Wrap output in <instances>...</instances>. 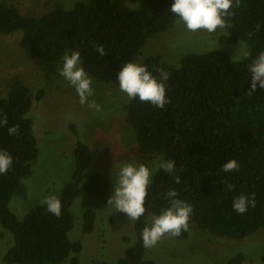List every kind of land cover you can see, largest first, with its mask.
Returning <instances> with one entry per match:
<instances>
[{"label":"trees","instance_id":"trees-1","mask_svg":"<svg viewBox=\"0 0 264 264\" xmlns=\"http://www.w3.org/2000/svg\"><path fill=\"white\" fill-rule=\"evenodd\" d=\"M0 34L21 32L18 46L27 55L49 62H63L73 51L81 57L103 48L102 63L119 70L133 62L147 40L167 31L179 19L171 12L174 0H86L69 9L55 7L40 17L21 15L15 0H1ZM221 44L243 42L250 55L234 61L222 51L187 53L178 67L169 65L160 55L145 58L141 64L155 76L156 69L169 72L166 82L170 103L163 109L125 101L121 110L142 156L159 155L176 162L175 180L163 170L153 177L145 207L159 215L170 206L166 193L171 189L178 198L193 206L189 225L200 231L233 240H242L264 227V89L251 93L248 65L264 51V0H242L231 18ZM229 34V35H228ZM43 98V90L32 97L19 81L10 85L7 97L0 96V150L9 152L13 165L0 175V225L12 236V245L1 264H79L82 250L71 241L73 228L70 207L80 199L83 234L94 230L96 213L106 208L114 183L100 173L85 177L92 162L87 145L74 148L71 180L61 190L62 214L56 217L41 204L21 218L9 210V201L19 182L30 175L31 163L38 155L34 124L27 117L33 99ZM18 125L17 135H8V127ZM77 136V132H74ZM235 159L237 172H223L222 165ZM227 185H232L229 191ZM255 194L256 207L244 214L232 207L235 197ZM144 216V215H143ZM143 216L134 222V244L128 246L115 264H156L145 260L141 233L148 225ZM177 239H187L182 232ZM128 242V239H124ZM236 253L225 264H242Z\"/></svg>","mask_w":264,"mask_h":264},{"label":"rangeland","instance_id":"rangeland-1","mask_svg":"<svg viewBox=\"0 0 264 264\" xmlns=\"http://www.w3.org/2000/svg\"><path fill=\"white\" fill-rule=\"evenodd\" d=\"M77 1L86 0H15V5L21 15L40 17L55 7L70 9ZM226 35L227 32L216 37L206 32H189L178 19L167 31L149 38L133 62L141 64L147 57L160 55L169 65L178 67L185 54L208 51H222L234 61L243 59L245 44H221L220 38ZM20 37L19 31L9 36L0 34V96L7 97L10 85L17 80L32 97L43 90V98L33 99L27 114L33 120L38 155L31 163L30 175L19 182L9 201V210L17 218L41 205L48 195L59 198L62 188L71 180L73 151L79 142L87 145L92 154L84 176L100 173L113 181L114 189L123 162L135 161L151 167L162 160L159 155L142 156L137 151L134 135L121 110L128 99L118 88V73L123 66L111 70L95 50L81 57L82 67L94 80L95 94L89 99L102 109L96 112L80 105L74 88L59 75L63 62L30 57L19 48ZM81 211L77 198L70 207L73 228L69 238L81 244L79 264H115L125 249L134 244V222L108 205L96 213L94 230L85 235L81 232ZM148 213L147 210L143 219L150 225L152 214ZM187 232V239L165 238L155 247L145 248L144 259L156 264H225L236 253H242V264H264V227L242 240L213 236L192 225ZM12 239L0 225V264Z\"/></svg>","mask_w":264,"mask_h":264},{"label":"clouds","instance_id":"clouds-1","mask_svg":"<svg viewBox=\"0 0 264 264\" xmlns=\"http://www.w3.org/2000/svg\"><path fill=\"white\" fill-rule=\"evenodd\" d=\"M242 0H174L171 12L179 18L189 32H206L209 36L216 37L225 34L231 27V18L235 16V10L241 7ZM229 35V34H228ZM101 54L103 48H98ZM250 53H246V56ZM159 76L153 75L146 65L128 62L118 73L119 90L126 94L129 101L137 98L141 103H150L163 109L170 103L167 95L166 82L170 73L163 69H156ZM251 74L250 92L256 91L257 86L264 89V51H260L248 65ZM69 85L74 88L79 97L80 105L100 112L101 106L95 100L89 98L95 94L93 79L82 67L81 52L73 51L63 56V64L59 69ZM0 126H8L5 115L0 119ZM8 135H17L19 126L8 127ZM13 157L4 150H0V175H6L12 168ZM240 164L235 160H229L222 165L223 172H237ZM163 170L168 173L177 184L181 182L176 162L172 159L158 160L151 167L135 161L123 162L117 174L116 187L111 193L107 204L111 205L116 212L125 213L130 222L138 221L145 213V201L148 189L154 183L153 177ZM229 191L232 185H227ZM167 198L170 206L163 209L159 215H151L150 225H146L141 233L142 244L146 249L155 247L161 240L170 237H179L182 232L189 231V221L193 214V206L183 199L178 198L175 190H169ZM41 204L46 210L56 217L62 214V203L56 195L44 197ZM249 206L256 207L255 194L251 197L243 194L234 198L232 207L238 214H244ZM135 242V241H133Z\"/></svg>","mask_w":264,"mask_h":264}]
</instances>
